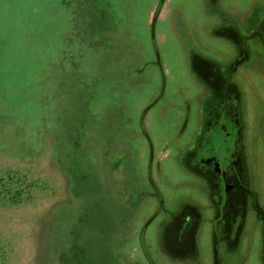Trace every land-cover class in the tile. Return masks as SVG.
I'll return each mask as SVG.
<instances>
[{"label": "rangeland", "instance_id": "rangeland-1", "mask_svg": "<svg viewBox=\"0 0 264 264\" xmlns=\"http://www.w3.org/2000/svg\"><path fill=\"white\" fill-rule=\"evenodd\" d=\"M85 1L81 9V0H0V173L12 170L28 184L20 202H0V264H138V241H119L129 230L119 227L123 213L169 219L170 199L154 211L145 204L168 188L178 207L204 205L200 182L182 164L196 103L206 107L184 32L194 40L201 25L216 24L207 15L216 2ZM222 3L234 11L264 0ZM247 81L242 138L251 142L264 136V68ZM250 238L244 264H260L259 236Z\"/></svg>", "mask_w": 264, "mask_h": 264}, {"label": "flooded vegetation", "instance_id": "flooded-vegetation-1", "mask_svg": "<svg viewBox=\"0 0 264 264\" xmlns=\"http://www.w3.org/2000/svg\"><path fill=\"white\" fill-rule=\"evenodd\" d=\"M214 2L207 15L215 19L216 24L201 25L202 37L197 36L196 42L190 33L184 32L192 44L188 56L190 75L197 79L201 106L206 107L202 109L196 103L195 128L184 145L182 164L200 182L205 197L199 195V198L204 205L178 207V195L174 193L171 197L168 188L167 193L163 191L164 197L154 190L145 204H151L154 211L164 208L163 198L170 199L176 211L172 210L174 213L169 219H154L157 212L138 216L139 219L123 213L118 220L119 227L121 231L124 228L130 231L124 230V238L118 236L119 241L127 239L131 244L134 239L138 241L142 255L138 264H244L246 257L241 256V251L253 246L250 237L256 234L259 241L254 250L260 264H264V185L259 179L264 180L261 169L264 153L260 152L262 145L258 147V141H263L264 136L252 137L251 142L242 138L247 121L244 85L247 82L249 86L247 80L251 72L256 74L258 64L264 68V5L258 9L233 8L237 9L233 11L231 3ZM237 13L242 16H234ZM250 22L255 25L247 33ZM205 44L218 54L206 49ZM260 129L263 130V124ZM203 130L210 134L204 135ZM217 135L216 147L212 139ZM217 150H222L220 156ZM152 156L153 151H150L143 165L146 171L152 168ZM251 164H255L254 167ZM155 167L159 169L158 163ZM153 175L158 182L159 173ZM177 184L182 185L183 181L180 179ZM205 228L208 238L199 248ZM152 241L158 247L148 250ZM225 253L233 256L224 260Z\"/></svg>", "mask_w": 264, "mask_h": 264}, {"label": "trees", "instance_id": "trees-1", "mask_svg": "<svg viewBox=\"0 0 264 264\" xmlns=\"http://www.w3.org/2000/svg\"><path fill=\"white\" fill-rule=\"evenodd\" d=\"M81 9L87 8L85 0H81ZM26 180L19 176L14 171L7 169L4 173H0V202H20L26 192ZM3 246L0 243V254ZM0 257H2L0 255Z\"/></svg>", "mask_w": 264, "mask_h": 264}]
</instances>
